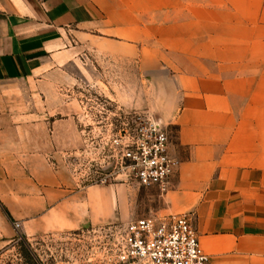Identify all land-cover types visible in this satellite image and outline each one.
I'll list each match as a JSON object with an SVG mask.
<instances>
[{"label":"crops","instance_id":"crops-1","mask_svg":"<svg viewBox=\"0 0 264 264\" xmlns=\"http://www.w3.org/2000/svg\"><path fill=\"white\" fill-rule=\"evenodd\" d=\"M118 67L111 92L167 129L177 165L159 211H189L210 264H264V0H0V248L125 208L77 188L65 66ZM74 82V79H73Z\"/></svg>","mask_w":264,"mask_h":264},{"label":"rangeland","instance_id":"rangeland-1","mask_svg":"<svg viewBox=\"0 0 264 264\" xmlns=\"http://www.w3.org/2000/svg\"><path fill=\"white\" fill-rule=\"evenodd\" d=\"M79 65L78 71L73 70V61L65 66L66 78L60 86L64 102L72 110L73 100L76 103L80 133L79 145L62 151V162L72 171L77 188L86 185L113 187L116 194L125 195V208L115 205L112 192V208L105 220L35 235H26L21 226L15 227L13 237L0 248V264H124L119 254L126 223L142 215L170 214L158 210L166 203L165 189L158 185H141L126 177L107 150L104 135L123 125L122 122L132 125L137 116L146 117L125 109L112 96L120 69L116 66L103 68L96 56Z\"/></svg>","mask_w":264,"mask_h":264},{"label":"built area","instance_id":"built-area-1","mask_svg":"<svg viewBox=\"0 0 264 264\" xmlns=\"http://www.w3.org/2000/svg\"><path fill=\"white\" fill-rule=\"evenodd\" d=\"M122 123L104 135L114 164L138 184L165 189L177 165V159L169 152L167 129L150 117L137 116L132 125ZM13 223L16 228L20 226L17 220ZM122 239L119 258L124 264H131L130 260L147 264H210L189 211L131 219Z\"/></svg>","mask_w":264,"mask_h":264},{"label":"trees","instance_id":"trees-1","mask_svg":"<svg viewBox=\"0 0 264 264\" xmlns=\"http://www.w3.org/2000/svg\"><path fill=\"white\" fill-rule=\"evenodd\" d=\"M25 250H26V253H27L28 255H30V257H32L31 254H30V252L28 251V249L25 248Z\"/></svg>","mask_w":264,"mask_h":264}]
</instances>
